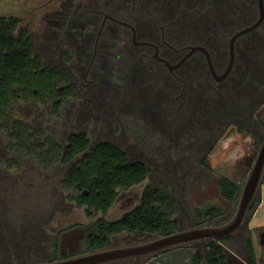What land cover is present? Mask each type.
I'll use <instances>...</instances> for the list:
<instances>
[{
  "label": "rangeland",
  "instance_id": "obj_1",
  "mask_svg": "<svg viewBox=\"0 0 264 264\" xmlns=\"http://www.w3.org/2000/svg\"><path fill=\"white\" fill-rule=\"evenodd\" d=\"M45 1L0 0V16L21 19L22 26L29 28L34 36L36 54L46 64L68 73L75 82L83 83L84 72L81 68H85L88 61L83 60L84 66L79 65L82 59L79 58L80 51L75 40L81 35L90 34L87 31L91 29L65 30L70 35L63 33L54 26L51 19L48 20L46 13L49 6L42 7ZM85 2L86 5H92L95 0ZM158 2L153 7L159 5L156 4ZM185 33L191 37L198 36L196 39L202 41L205 35L198 26ZM178 39L170 37L176 43ZM145 50L151 52L150 48ZM138 51V47L133 48L132 57ZM71 52L72 57L69 56ZM165 53L174 62L182 56L170 51ZM131 55L125 59L122 57L124 62L120 68H113L115 73L113 71L111 80H98V94L110 96L108 109L96 113L102 115L100 120L97 117L90 119L91 113L88 111L81 115L82 118L79 115L75 119L74 115L67 116V127L64 124L53 125L51 106L36 105L24 100H18L12 115L15 119L22 118L40 128L47 127L50 133L62 138L60 141L63 143L67 140V134L78 132L88 134L94 144L114 143L132 161L143 162L149 168L148 178L128 190L118 189L116 201L106 215L93 210L88 215L84 207H77L71 199V196L78 195L77 192L64 190L60 185L67 167L59 165L44 169L35 159L25 157L19 151H11L9 137L0 131V264L51 261L53 244L58 241L59 232L62 231L65 233L61 236V255L76 254L81 249L83 233L82 228L72 229L71 226H87L101 217L108 221L118 220L140 204L145 190H155L156 193L167 190L175 197L178 211L174 218L180 230L202 225L193 217L195 208L219 206L223 209L224 214L208 224L225 222L235 211L236 203L232 204L221 197L219 182L221 177H227L243 185L252 170L259 146L264 141V97H257L252 104L242 102L243 111L239 113L255 115L253 124L240 130L232 128V123L227 122L232 116L228 114L223 93V90L227 91V86L220 85L213 90L198 70H193L187 76L195 62L192 59L178 73L188 82V88L193 94V110L188 114L185 112L186 99L183 97L181 100L184 107L180 114L176 97L180 95L182 85L172 79L166 67L158 68L153 60L144 62L131 58ZM95 77L96 71H91L86 81L87 88L91 89L90 82L95 81ZM170 94L173 95V109L168 108L170 100L165 101ZM78 101L71 110L72 114H75L79 106ZM70 104L72 102L67 106ZM187 115L191 117L186 118ZM10 162L14 163L13 167L7 170ZM257 200L259 206L256 213L248 218L231 241L222 243L228 260L233 261V264H243L238 256L242 259L247 256L244 239L248 237L255 253L259 254L256 230L264 228V184ZM154 237L122 233L113 237L112 246L133 244ZM210 241L189 246L191 252L204 251ZM178 254L167 251L141 260L140 264H167L178 259ZM181 256L186 257V264H191L189 253ZM128 262L125 260L109 264Z\"/></svg>",
  "mask_w": 264,
  "mask_h": 264
},
{
  "label": "flooded vegetation",
  "instance_id": "obj_2",
  "mask_svg": "<svg viewBox=\"0 0 264 264\" xmlns=\"http://www.w3.org/2000/svg\"><path fill=\"white\" fill-rule=\"evenodd\" d=\"M155 2L158 0H122L120 2L118 0H95L92 5H86L85 0H46L42 4L43 8L49 6L47 7L49 11L46 13L48 20L51 19L54 26L62 30L63 33L65 30L69 32L81 28L91 29L87 31L90 34L81 35L75 40L77 49L80 51L79 58L82 59L79 65L84 66L83 60L88 61L86 67L81 68V71L83 69L84 72V82H75L68 73H64L75 86L74 95L67 96L63 100L59 115L53 114L52 110L51 114L55 117L51 118L53 125L64 124L63 126L67 127L69 124H66L67 116L74 115L75 119L76 115L81 117L88 111L91 113L90 119L97 117L100 120L102 115L96 113L108 109L110 96L98 94V80H111L113 71L115 73L113 68H120V64L124 62L122 57L125 59L126 56L131 55L133 48L138 47L139 51L135 56L131 55V58L141 59L144 62L153 60L156 62V67L160 68L166 66L158 60L159 58L176 64L190 52V47L193 46L207 49L217 76L220 78L213 75L207 55L202 51H195L184 62L186 64L192 59L195 60L187 76L193 70H198L206 84L211 85L210 88L213 90L220 85L227 86V91L223 90V93L226 101L225 106L229 110L228 114L232 116L227 122L232 123V128L240 130L254 123L255 115L250 113L240 115L239 112L243 111L241 109L242 102L247 101L252 104L257 97H264V0H159L156 3L159 5L153 7ZM60 25H63L64 28H60ZM196 26L205 33L202 36L203 41L197 40L198 36L191 37L185 33ZM156 27L159 30H156ZM142 35L143 37L140 38ZM173 36L180 38L177 43L170 40V37ZM142 42L154 44L158 49L153 45L141 44ZM113 46L114 49H112ZM231 47L234 51V62L229 74L221 78L231 62ZM145 48H150L151 52H147ZM165 51L182 56L177 62H174L167 57ZM71 55L72 52L69 56L72 57ZM110 58L113 60L109 61ZM166 69L172 79L174 78L182 85L179 89L180 95L176 97L179 104L177 111L182 113L184 102L181 98L185 97V112L187 114L192 112L193 94L188 88V82L179 75V69L174 72L167 67ZM91 71H96L97 77H95V81L91 80V89H89L86 81ZM241 84L247 86H241ZM253 92L254 95L251 96ZM82 97L85 98L82 99ZM171 98H173L172 94L165 98V101L170 100L169 109H173ZM76 100H79V106L76 107L75 114H72L71 110L75 108ZM71 102L72 104L67 106ZM171 117L173 122V113ZM188 117L191 116L187 115L186 118ZM77 122L79 123V120ZM43 129L49 130L47 127ZM78 133L67 134L65 143L60 141L62 138L53 135L59 142L66 145L70 137ZM260 139L262 140L261 136ZM89 140L91 141L90 137ZM98 144L100 142L94 144L91 141V146ZM12 167L7 165L6 169L10 170ZM257 201L256 199L253 205V213H256L258 209ZM256 233L259 254L255 253L254 247L249 242V237L244 239L247 256L243 259L238 256L243 264H264V228L257 229ZM234 235L224 238L222 243L231 241ZM225 249L224 247L226 254ZM146 258L150 257L141 258L138 261L131 259L128 260V264H140L141 260ZM232 262L229 261L230 264H233Z\"/></svg>",
  "mask_w": 264,
  "mask_h": 264
},
{
  "label": "trees",
  "instance_id": "obj_3",
  "mask_svg": "<svg viewBox=\"0 0 264 264\" xmlns=\"http://www.w3.org/2000/svg\"><path fill=\"white\" fill-rule=\"evenodd\" d=\"M35 48L34 36L29 28L22 26L21 19L0 16V131L9 137L11 151L35 159L44 169L67 167L60 185L64 190L77 192L78 195L71 196L76 206L84 207L88 215L92 210L106 215L116 201L118 189L128 190L143 183L150 170L143 162L132 161L114 143L91 146L88 134L78 133L64 145L47 130L13 117L18 100L51 105L53 114L59 115L63 100L74 95L75 86L70 78L59 68L46 64ZM241 188V183L227 177L220 179V194L227 202L235 204ZM177 211V200L169 191L145 190L140 204L118 220L101 217L87 226H71L72 229L82 228L83 233L81 249L74 255H61V236L65 231L59 232L51 260L111 247L113 237L122 233H138L143 237L171 234L180 230L174 218ZM223 214L219 206L199 207L193 211V217L202 225ZM224 240H212L204 251L194 253L190 247L170 250L180 253V257L167 264H186V257L181 255L187 256V253L191 264H230L221 245Z\"/></svg>",
  "mask_w": 264,
  "mask_h": 264
},
{
  "label": "water",
  "instance_id": "obj_4",
  "mask_svg": "<svg viewBox=\"0 0 264 264\" xmlns=\"http://www.w3.org/2000/svg\"><path fill=\"white\" fill-rule=\"evenodd\" d=\"M141 44H149L156 47L154 44L147 42H142ZM195 51H202L207 55L213 75L217 78H220L217 76L207 49L201 46L190 47V52L187 53L176 64L171 63L163 58H159L158 60L163 62L170 71L174 72L175 70L179 69ZM233 62L234 51L233 47H231V62L228 70L222 75L221 78L229 74ZM263 184L264 141L260 144L256 161L254 162L252 170L242 185L239 198L236 202L235 211L227 221L192 226L188 229L178 230L168 235L155 236L154 238L133 244L118 247L111 246L86 254L36 264H109L131 259L138 261L141 258L155 256L177 248L189 247L206 240H218L230 237L238 232L248 220V218L253 214L252 208L258 195L261 193Z\"/></svg>",
  "mask_w": 264,
  "mask_h": 264
}]
</instances>
